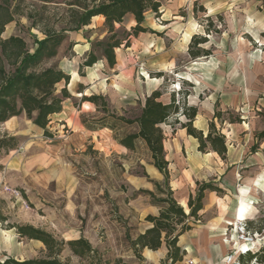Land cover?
Returning <instances> with one entry per match:
<instances>
[{
    "label": "rangeland",
    "instance_id": "374dc122",
    "mask_svg": "<svg viewBox=\"0 0 264 264\" xmlns=\"http://www.w3.org/2000/svg\"><path fill=\"white\" fill-rule=\"evenodd\" d=\"M26 1L36 11L44 7L42 13L52 25L64 15L66 6L63 3L67 0H55V4L46 6H43L38 0ZM162 3L166 10L171 5L170 0H162ZM259 7H262L263 10H260ZM163 8L159 9L158 18L152 13H148V17L153 18L156 24H159L160 11H163ZM176 13L177 16L184 18L187 13L191 14V18L198 26L196 35L207 37L208 43L203 48L214 52L213 58L216 62L211 76V71L207 72L202 64L205 61L199 62L198 65H192L188 62L183 42L174 40L173 44H177V52L176 54L169 53L168 56L175 59V64L174 62L172 64L176 66L162 74L161 84L157 88L163 94L161 99L166 100L170 95H174L175 100H186L187 102L191 94L199 92V98L202 100L206 94L205 89L197 90L196 87L201 81H222L219 68L222 58L228 59L229 51L235 57L240 55L239 58L242 60L248 56L256 55L257 50L261 49L258 56L263 57L264 39L258 36L257 39L252 40L244 35V32L245 27H253L256 23L253 21L255 15L264 20V1L255 6L225 7L221 12H214L210 15L203 6L194 3L191 9L179 10ZM207 17L213 21V26L218 29V34L214 33L213 28H210L212 32L210 35L205 34V29L208 27ZM217 17L223 19V27L220 26ZM131 23L132 18L128 16L120 28L114 26L117 39L122 43L115 53L123 57L126 56L127 47H131V43H134L137 38L132 36ZM60 27L62 26L55 25L56 29ZM97 35L90 53L100 55L102 51L97 44L106 42L109 35L106 29L104 36ZM12 36L23 39L27 49L31 52L34 49V38H43L37 30L31 28V23L24 17H15L14 21L5 27L1 38L6 39ZM78 36L85 37V31L68 33L64 46L59 49L56 61L49 65H58L59 62L70 60L73 40ZM155 36L164 39L162 34L156 33ZM187 37L189 38V35L184 38L186 42L188 41ZM137 42L139 47H148L144 40ZM164 43L168 48L171 42L167 40ZM240 48L244 51L237 54ZM156 60L155 56L147 53L146 50L145 52L139 51L133 57L131 64H128L132 71L131 77L134 80L132 83H139L138 80H142V76L156 78V74H158L156 71L159 69ZM259 62L264 64V59L259 58ZM131 77L123 76L118 81L120 84L127 82L130 85ZM61 87L62 85L57 88L58 92ZM100 105L99 102L97 113L81 120V124L85 128L83 134L56 122L48 124L47 130L44 132L35 127L24 115L13 122L9 133L1 131L16 137L18 146L14 151L0 155V213L6 219L5 222L0 223V263L6 259L18 262L46 259L47 253L41 243L20 238L14 229L9 230L11 226L29 225L52 235L58 241H71L82 235L87 238L92 247L98 249L97 251L103 259L110 264H131V261L126 258L127 255L133 254L130 249V240L134 241L137 238L143 222L148 223L145 218L147 205L150 206V212L155 208L159 213L166 205L158 201L165 199L166 196L163 194V182L159 185V191L155 185H151L153 197L145 194L144 191L133 194L132 198L141 197L138 199L140 204L137 205V212L133 210L127 213L120 212L121 208L117 206V203L122 204L121 194L127 192L125 176L127 170L128 173L130 172L128 160H146L149 153L144 144L137 146L134 151L127 154H119L114 150L117 141L127 134L133 133L136 126H128L119 122L116 120L117 117L109 112L103 113ZM230 113L223 114L222 118L228 121L231 117L237 116L236 112L230 111ZM134 117L135 115H127V118L124 119L133 120ZM182 119L185 121L184 118ZM107 126L111 128L110 136L109 134L107 136L108 132L101 129ZM178 127L175 124V119L172 118L166 125H162L161 129L163 133H168ZM138 173L140 172L138 171ZM228 198L233 206L239 200L235 191ZM244 203L245 200L242 198L240 203L242 208H244ZM250 203L248 209H252L254 214L250 217L251 220H247L249 218L246 220L247 222L252 221V230H257L259 221L263 218L264 194L254 197ZM185 223L190 228L197 225L192 219H188ZM176 231H179V227L176 228ZM229 232L230 228L225 232L227 237H229ZM142 251H138L140 257ZM133 258L137 264H147L142 257L141 260H138L133 254ZM60 261L64 264H79L68 249H65L61 254ZM181 263L182 261L175 264ZM157 264H171V261L165 259Z\"/></svg>",
    "mask_w": 264,
    "mask_h": 264
},
{
    "label": "crops",
    "instance_id": "0c3cea01",
    "mask_svg": "<svg viewBox=\"0 0 264 264\" xmlns=\"http://www.w3.org/2000/svg\"><path fill=\"white\" fill-rule=\"evenodd\" d=\"M170 1L171 5H169L168 13H166L167 10L163 8L162 0H159L160 8L164 9L160 11L159 24H156L153 18L148 17V13L152 12L149 11L145 14L142 27L153 34L136 36L137 38H135L134 43H131V47H127L126 56L123 57L115 53V66L112 69L107 66L102 53L100 55L92 53L97 57V63L92 67L81 68L91 52L94 38L98 37L97 34L105 35L104 19L95 17L91 21L93 25L82 29L86 36H78L73 40L71 59L58 63V68L69 76L67 92L70 98L63 102L62 111L59 114L50 117L49 124L52 122L61 123L63 127L75 129L83 134L85 128L81 124V120L97 113L99 109L95 104L83 101L84 98L92 96L102 97L108 112L117 118H127V115H135L134 118H137L141 113L146 97L150 96L160 86L161 78L151 79L142 76V80H138L139 83H132L134 80L131 77L132 71L128 64H131L133 57L139 51L145 52L146 50L147 53L154 55L157 59L155 62L159 68L156 71L158 74H165L168 69H173L176 66L172 64L173 62L175 64V59L168 56L169 53L176 54L177 52V44H173V41L176 42L177 39V41L183 42V49L187 53L191 38L198 32V26L191 18V14L187 13L184 18L177 16V11L189 10L194 3H199L210 15L214 12H221L225 7L255 6L262 4L264 0ZM259 9L263 10L262 7ZM253 21L256 23L253 27L247 25L244 35L252 40L257 39L258 36L264 39V20L255 15ZM131 24L130 27L133 28L135 26L133 18ZM115 28H120V25H115ZM82 30H80L81 33ZM156 33L162 34L164 39L157 38ZM186 35H189V38H186L187 42L184 41ZM141 40L146 41L147 48L139 47L137 41ZM167 40L171 42L168 48L164 43ZM65 42L60 48L64 46ZM242 51L244 50L240 48L237 54ZM211 52L212 55L209 58L195 61H192L187 54L188 62L192 65H198L199 62L205 61L202 64L207 72L211 71L212 76L216 61L214 62L213 58L214 52ZM259 52L261 49L257 50L256 55L240 60V55L235 57L229 51L228 59L222 58L219 68L222 81H201L196 89H205L206 94L203 99L199 98V92L191 94L187 99V105L197 109L193 127L202 132L204 136L208 133V125L213 119L216 105L221 112H236L239 116L240 123L232 124L223 120L220 125L215 121L216 129L225 137V160H222L211 150H207L204 154L199 153L197 141L189 137L180 126L174 131L169 129L168 133H163L165 137L163 148L169 172V188L173 199L186 215L189 213L187 203L190 197L195 196L198 184L211 183L221 190V195L216 192H205L202 210L198 214V220L195 221L197 225L178 238L177 247L184 252L181 264L186 260H193L199 264H221L229 250L228 244L224 241L226 230L231 227L236 219L249 218L247 220H251L250 217L253 216L254 212L252 209H248V205L251 204L250 202L254 197L264 194V139L258 143L257 148L253 151L257 143L256 136L264 132V64L259 62V58L264 59V54L263 57H259ZM56 58L52 62H55ZM246 59L248 60L246 61ZM79 70L83 75L82 77L79 76ZM123 76L131 77L130 85L127 82L120 84V78ZM161 101L168 103L169 97L166 100L163 98ZM16 119L12 118L3 124L1 131L9 133V128ZM178 120L180 123L185 122L182 118ZM101 129L108 132L107 136L112 133L108 126ZM137 131L136 127L133 133L127 135L136 134ZM94 133L96 134V131ZM142 144L144 143L141 140H137L135 149ZM114 148L119 154L131 153L118 143ZM146 151L148 152L147 148ZM128 166L130 172L128 173L127 170L125 176L127 192L121 194L122 204L117 203V206L121 208V213L131 212V210L137 212V205L140 204L138 199L141 197L132 198L134 193L140 191L152 193L151 185H160L161 182H164L163 176L153 167L150 155L146 160H128ZM233 191L239 199L234 206L228 198ZM242 198L245 203L243 204L244 211L240 214L239 208ZM181 202L186 205L187 211L179 204ZM149 207L147 205L145 218L148 216L158 217V211L153 208L150 212ZM141 211L143 212L142 209ZM150 228V224L143 222L138 236ZM83 238L87 240L86 237ZM89 244L91 245L90 242ZM92 248L98 250L95 247ZM167 254L168 250L163 243L160 249L155 252L144 249L141 257L147 264H157L161 260H167ZM126 258L131 261V264H137L132 253Z\"/></svg>",
    "mask_w": 264,
    "mask_h": 264
},
{
    "label": "trees",
    "instance_id": "16d2710c",
    "mask_svg": "<svg viewBox=\"0 0 264 264\" xmlns=\"http://www.w3.org/2000/svg\"><path fill=\"white\" fill-rule=\"evenodd\" d=\"M43 6L55 4V0H38ZM66 6L64 15L50 24V20L44 17L42 8L36 11L26 0H0V155L14 151L18 146V139L7 133L1 132V126L22 115L32 122L38 129L46 132L50 122V117L62 111L63 102L70 98L67 92L69 76L64 74L57 64L49 65L57 56L60 47L67 38L68 33H76L84 27L90 25L95 17H102L108 33L107 41L98 43L97 46L102 51V56L107 66L112 69L115 66V50L121 46V41L117 39L114 31L115 25H121L127 16H132L135 26L131 29L133 37L139 34L150 33L148 29L142 27L147 12H152L157 18L161 7L159 0H67L63 3ZM203 10V9H202ZM15 17H24L31 23V28L37 30L42 39L34 38L33 51H29L23 39L19 37H9L2 39L1 35L7 25L14 21ZM220 26L223 27V19L217 17ZM208 27L205 34L210 35L213 28L218 34V29L213 26L210 17L206 18ZM55 25H61L59 29ZM208 43L207 37L194 35L188 45L187 54L192 61L207 59L212 52L203 48ZM98 61L97 57L90 53L81 68L92 67ZM79 76H83L79 70ZM162 74H156V78H161ZM62 88L57 91V88ZM163 94L154 91L146 97L140 115L133 119L116 118L119 122L138 129L136 134H131L120 138L117 143L128 151L135 150V142L141 140L150 155L153 167L163 176L165 199L158 202L166 205L159 211L158 217H146V221L151 224V228L144 234L139 235L134 241L130 240V249L136 259L141 260L138 255L139 250L147 249L157 251L164 243L167 250V260L171 264L182 261L184 252L177 247L178 238L191 230L186 225L188 219L198 220V214L202 210V201L205 192L221 193V190L211 183L197 185L194 197H190L187 203L188 215L177 205L172 197L169 188L168 163L165 160L163 142L165 140L162 125L174 118L175 124L186 131L189 137L198 143V152L204 154L207 150L216 153L222 160H225L226 146L225 137L216 129L215 121L223 123V114H231L230 111L222 113L215 106L213 119L208 125L206 136L193 127V122L197 116V109L189 107L186 100H175L174 95H170L169 102L161 101ZM84 102H89L98 106L103 113H107V106L100 96L84 98ZM184 118L185 122L180 123L178 118ZM229 123H240L239 116L231 117ZM264 139V132L256 136L257 143ZM157 190L160 186L155 184ZM149 196L153 193L146 192ZM187 211L186 205L179 203ZM263 218L259 221V228L252 230V221L246 223L247 230L264 237V210ZM5 217L0 213V223L5 222ZM179 227V231L176 228ZM20 238L36 241L43 245L47 256L44 260H30L18 262L13 259H6L0 264H64L60 261V256L65 249H68L71 256L75 257L79 264H110L105 261L102 255L91 247L89 242L81 235L77 240L58 241L52 235L35 229L29 225L11 226ZM176 233V234H175ZM129 240V239H127ZM240 264H264V244L255 253L247 252L238 258Z\"/></svg>",
    "mask_w": 264,
    "mask_h": 264
},
{
    "label": "built area",
    "instance_id": "2783aa9c",
    "mask_svg": "<svg viewBox=\"0 0 264 264\" xmlns=\"http://www.w3.org/2000/svg\"><path fill=\"white\" fill-rule=\"evenodd\" d=\"M246 218L236 219L229 232V237L225 235V243L229 250L223 258L221 264H240L238 258L247 252L255 253L264 244V237L256 233H251L246 227ZM183 264H199L193 260H186Z\"/></svg>",
    "mask_w": 264,
    "mask_h": 264
},
{
    "label": "bare ground",
    "instance_id": "6f19581e",
    "mask_svg": "<svg viewBox=\"0 0 264 264\" xmlns=\"http://www.w3.org/2000/svg\"><path fill=\"white\" fill-rule=\"evenodd\" d=\"M8 127H9V126H8ZM239 191H240V190H239ZM240 193H241V192H240ZM241 194H243V193H241ZM243 211H244V208H242V207L240 206V208H239V213L242 214ZM239 220H242V219H239Z\"/></svg>",
    "mask_w": 264,
    "mask_h": 264
}]
</instances>
